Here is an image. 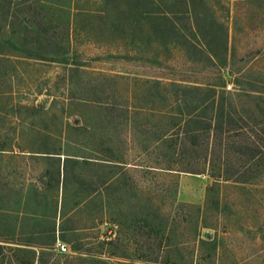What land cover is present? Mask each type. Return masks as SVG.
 <instances>
[{"label":"rangeland","instance_id":"obj_1","mask_svg":"<svg viewBox=\"0 0 264 264\" xmlns=\"http://www.w3.org/2000/svg\"><path fill=\"white\" fill-rule=\"evenodd\" d=\"M209 87L264 124V0H0L2 264H264V156L182 147Z\"/></svg>","mask_w":264,"mask_h":264},{"label":"trees","instance_id":"obj_2","mask_svg":"<svg viewBox=\"0 0 264 264\" xmlns=\"http://www.w3.org/2000/svg\"><path fill=\"white\" fill-rule=\"evenodd\" d=\"M209 88L208 90L212 92L205 93V97L201 99L197 98L198 101H195L188 113L179 112L180 117L183 119V121L179 122V127L183 134L181 137L182 147L190 148L193 153H197L194 158H198L201 155V157L207 158L209 164L218 163L219 166H224L226 169L233 159L236 163L242 161L249 163V161L257 160L259 156L260 158L264 156V124L261 127L258 125V128L255 125L253 127V125L248 124L234 110H227L224 99L218 101L216 90L212 87ZM183 101L184 98H182ZM186 168L184 171L203 172V169L197 171L191 169L192 167ZM240 171L241 169L238 167L234 172ZM45 244L47 245H27L41 246L46 249L51 248V245H53V243ZM3 248V245L1 246L0 244V252ZM16 250L19 251L20 249ZM29 252L31 260L27 261L26 264H33L36 262V252L33 249ZM16 262L22 264L20 259H16ZM39 262L40 259L37 258V263ZM0 263H3V259L0 260Z\"/></svg>","mask_w":264,"mask_h":264},{"label":"built area","instance_id":"obj_3","mask_svg":"<svg viewBox=\"0 0 264 264\" xmlns=\"http://www.w3.org/2000/svg\"><path fill=\"white\" fill-rule=\"evenodd\" d=\"M57 250L59 252H65L67 250V246L64 243H58L57 244Z\"/></svg>","mask_w":264,"mask_h":264}]
</instances>
